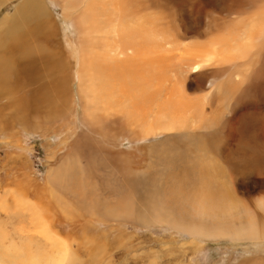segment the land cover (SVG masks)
Wrapping results in <instances>:
<instances>
[{
	"label": "bare ground",
	"instance_id": "1",
	"mask_svg": "<svg viewBox=\"0 0 264 264\" xmlns=\"http://www.w3.org/2000/svg\"><path fill=\"white\" fill-rule=\"evenodd\" d=\"M61 4L65 16L82 5L77 21L87 48L79 61L80 79L89 86V93L83 89L85 129L96 136L107 129L102 138L116 152L118 166L111 175L117 191L106 218L122 226L129 216L137 225L185 234L193 241L264 243V194L248 193L264 182V0L250 4L256 9L229 25L237 27L238 43L199 42L185 49L178 45L176 28L163 22L165 16L134 13L127 0ZM98 19H104L106 27L99 26ZM51 20L42 0H21L2 17L0 50L7 57L14 52L16 72L7 64L12 82L30 81L38 59L28 54L25 38L46 36L43 25ZM48 59L39 58L42 63ZM208 73L219 82L191 96L187 90H200ZM116 136L127 139L130 147L119 148ZM75 145L82 150L85 141L78 139ZM140 156L145 163L139 164ZM242 159L255 172L249 185L238 183L231 168ZM241 176L249 178L247 172ZM87 184L80 168L77 189ZM94 213L105 218L99 207ZM75 258L65 251L44 264H74ZM22 264L37 262L28 259ZM238 264L264 260L243 259Z\"/></svg>",
	"mask_w": 264,
	"mask_h": 264
},
{
	"label": "rangeland",
	"instance_id": "2",
	"mask_svg": "<svg viewBox=\"0 0 264 264\" xmlns=\"http://www.w3.org/2000/svg\"><path fill=\"white\" fill-rule=\"evenodd\" d=\"M20 1L6 0L0 4V30L2 17L12 13ZM42 1L52 20L43 25L46 36L25 38L28 54L38 59L30 81L12 82L7 64L16 72L11 57L14 52L7 57L0 50L3 80L0 83V264H22L28 259L44 264L65 251L76 257L74 264H238L243 259L264 260V243L193 241L185 234L137 225L129 216L122 226L117 219L106 218L117 191L111 172L118 163L114 147L107 146L102 138L109 131L104 128L100 137L96 136L89 128L85 129L87 122L83 121V89L89 93V86L85 88L86 80L80 79L79 68L82 50L86 48L77 21L82 5L65 16L62 0ZM258 1L127 0V6L137 14L152 11L165 16L163 22L173 30L176 28L178 45L185 49L199 42L238 43L237 27L229 25L256 9L250 4ZM108 20L111 24L112 19ZM104 22L97 20L101 27H106ZM252 25L256 27L259 22ZM185 29L189 32L185 33ZM231 32L236 36H230ZM42 54L49 56L43 63L39 60ZM218 82L214 73H208L206 85L187 92L191 96L202 95L212 87L211 83ZM56 83L62 92L58 86L54 87ZM115 138L119 148L130 147L127 139ZM78 139L85 141L82 150L76 149ZM136 155L139 156L137 151ZM143 161L144 157L140 156L138 163ZM80 168L88 182L83 189H77L76 185ZM231 168L238 183L249 185L254 179L249 161L242 159ZM246 172L248 179L241 176ZM248 193L264 194V182ZM97 207L105 218L94 213Z\"/></svg>",
	"mask_w": 264,
	"mask_h": 264
}]
</instances>
